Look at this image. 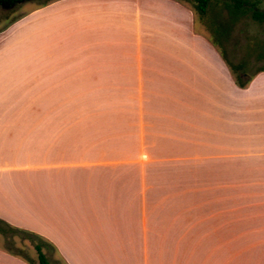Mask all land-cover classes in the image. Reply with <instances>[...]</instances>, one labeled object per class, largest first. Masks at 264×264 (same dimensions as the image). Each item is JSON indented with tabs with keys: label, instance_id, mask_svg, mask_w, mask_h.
<instances>
[{
	"label": "crops",
	"instance_id": "1",
	"mask_svg": "<svg viewBox=\"0 0 264 264\" xmlns=\"http://www.w3.org/2000/svg\"><path fill=\"white\" fill-rule=\"evenodd\" d=\"M0 219L63 264H264V71L240 87L179 0L23 13L0 31Z\"/></svg>",
	"mask_w": 264,
	"mask_h": 264
},
{
	"label": "rangeland",
	"instance_id": "2",
	"mask_svg": "<svg viewBox=\"0 0 264 264\" xmlns=\"http://www.w3.org/2000/svg\"><path fill=\"white\" fill-rule=\"evenodd\" d=\"M51 0H31L13 8L0 6V31L34 7L44 5ZM190 6L197 16L199 29L213 39L221 52L229 59L231 66L240 68L235 75L245 73L253 77L264 68V22L252 18V11L235 13L231 0H210L207 13L201 16L194 0H179ZM254 0H251L253 2ZM257 9L264 11V0L257 2ZM34 242L24 235L5 236L0 234V248H9L22 257L38 263ZM50 264H63L50 247L44 249Z\"/></svg>",
	"mask_w": 264,
	"mask_h": 264
},
{
	"label": "trees",
	"instance_id": "3",
	"mask_svg": "<svg viewBox=\"0 0 264 264\" xmlns=\"http://www.w3.org/2000/svg\"><path fill=\"white\" fill-rule=\"evenodd\" d=\"M28 1L30 0H0V2L6 5L8 4L11 5L13 3L22 4ZM194 1L197 3V11L199 12V14L201 16H205L207 13V8H208L210 0H194ZM231 1H232V9L235 13L237 14L244 13L247 10H251L252 11L251 15L254 20L258 22H264V11H260L257 9V2L259 0H254L253 2H251V0H231ZM231 69L233 70L234 73H235V70H238V71L241 70L240 68H237V66L236 67L231 66ZM263 71H264V68L259 70L256 74L263 72ZM235 77H236L237 84L242 88H245L253 79V77L246 76L245 73H240L238 75H235ZM0 234H3L5 236L11 235V237L12 236L14 237L17 235H24L26 239L31 240L35 244L34 248L37 253L38 264H50L46 256V253L44 252V249L46 248V246L50 247L51 245L47 241H45L43 238H41L40 236L32 232L13 227L1 219H0ZM6 251L12 255L21 257L27 260L28 262L33 263L31 260H28L22 257L20 254H18V252L14 251L11 248L7 249Z\"/></svg>",
	"mask_w": 264,
	"mask_h": 264
},
{
	"label": "flooded vegetation",
	"instance_id": "4",
	"mask_svg": "<svg viewBox=\"0 0 264 264\" xmlns=\"http://www.w3.org/2000/svg\"><path fill=\"white\" fill-rule=\"evenodd\" d=\"M31 1V0H30ZM17 4H20V3H13V4H8V5H6V4H4V3H2V2H0V6H2V7H5V8H13V7H15Z\"/></svg>",
	"mask_w": 264,
	"mask_h": 264
}]
</instances>
